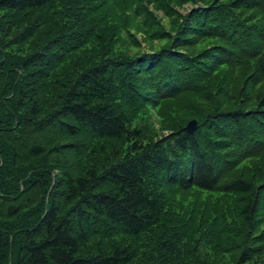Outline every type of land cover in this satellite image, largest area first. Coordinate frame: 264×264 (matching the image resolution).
I'll list each match as a JSON object with an SVG mask.
<instances>
[{"label":"trees","instance_id":"16d2710c","mask_svg":"<svg viewBox=\"0 0 264 264\" xmlns=\"http://www.w3.org/2000/svg\"><path fill=\"white\" fill-rule=\"evenodd\" d=\"M0 264H264V0H0Z\"/></svg>","mask_w":264,"mask_h":264},{"label":"rangeland","instance_id":"374dc122","mask_svg":"<svg viewBox=\"0 0 264 264\" xmlns=\"http://www.w3.org/2000/svg\"><path fill=\"white\" fill-rule=\"evenodd\" d=\"M199 5H201L200 2H198L196 4H192L191 2H185L181 6H175V8L181 14H185L188 11H190V9L192 7H198ZM149 7L152 9L153 5L150 4ZM154 12L157 14L158 18L160 19V22L167 28V30H169V28H168L169 19L163 14V12L161 10L154 9ZM136 24H137V22L134 23V25H132V27H130V32L134 33L136 39L139 42V45H133L129 41L128 37L124 33H121V36L123 39V41H122L123 49L126 50L127 52L131 53V54L138 52V51H150V50L157 49L161 45L160 40L151 39V38L147 37L146 34L142 30H138L136 28ZM150 122L152 123V126H154V128L158 132H161L160 127H159V125H160L159 115L157 114V112L155 110L150 111ZM164 132H165V130H164ZM54 173H56V172H54ZM52 176L55 177L53 174H52Z\"/></svg>","mask_w":264,"mask_h":264},{"label":"water","instance_id":"95a60500","mask_svg":"<svg viewBox=\"0 0 264 264\" xmlns=\"http://www.w3.org/2000/svg\"><path fill=\"white\" fill-rule=\"evenodd\" d=\"M196 119H190L187 124L185 125V130L189 133L193 132V130L195 129L196 127Z\"/></svg>","mask_w":264,"mask_h":264}]
</instances>
